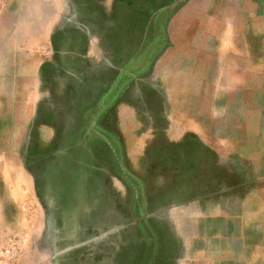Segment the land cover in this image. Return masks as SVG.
<instances>
[{
	"label": "rangeland",
	"instance_id": "rangeland-1",
	"mask_svg": "<svg viewBox=\"0 0 264 264\" xmlns=\"http://www.w3.org/2000/svg\"><path fill=\"white\" fill-rule=\"evenodd\" d=\"M163 1L73 0L72 16L66 21L70 27H55V43L44 38L36 45L24 44L25 63L36 57L41 63L45 61L41 67L47 68L51 58L50 64L71 71L70 75L55 77L56 106L39 109L41 122L54 112L55 136L48 139L44 128L39 131L38 142L35 134L28 141L26 132L24 142L40 148L42 163L44 151L55 146L59 152L64 146V131H73L76 155L72 157H77L78 163L83 160V171L65 169L60 176L61 166L57 164L56 180L67 196L73 194L67 175L82 185L74 196H80L89 220L84 263L264 264V139L256 138L254 131L264 116L248 113L251 123L246 124L247 130L236 131L238 109H225L222 116L219 109L215 114L205 106L208 97L201 93L202 82L187 77L191 61L177 60L174 47L169 51L166 44L164 53L158 54L161 29L145 27L148 16L140 8L156 7ZM256 5L264 8V0H257ZM58 20L57 24L63 23V18ZM150 56H154L153 61L145 68ZM40 78L41 88L47 86L46 71ZM30 82L31 77L25 76L24 83ZM100 85L105 86L95 92L100 102L114 104L119 96L131 100V123H126L131 140L124 139L121 149L113 132L119 125L114 115L101 117L100 126L96 125L100 134L94 138L101 142L103 129L102 153L96 148L98 141L75 135L76 120L84 112L77 105H87V111L95 109L84 96L85 87ZM64 87L71 91V98L63 97ZM40 99L47 100L46 93L43 96L41 92ZM160 100L167 103L166 120L157 107ZM32 114L31 108L24 109V116ZM123 118L127 121V114ZM255 119L258 123H252ZM164 131L168 134L166 147L176 150L164 159L145 156V145L159 147L163 141L155 138ZM195 133L204 147L215 142L219 168L232 179V196L215 193L206 202H189L195 196L191 184H199L193 183L191 172L176 170L182 162L174 153L183 147L185 136ZM208 133L216 141L209 139ZM230 133L235 136L232 141L217 139ZM30 158L23 156L25 166L29 167ZM207 190L197 189L199 193ZM56 216L58 219V211ZM97 216L103 220L92 230V220ZM59 241L65 244L62 238Z\"/></svg>",
	"mask_w": 264,
	"mask_h": 264
},
{
	"label": "crops",
	"instance_id": "crops-1",
	"mask_svg": "<svg viewBox=\"0 0 264 264\" xmlns=\"http://www.w3.org/2000/svg\"><path fill=\"white\" fill-rule=\"evenodd\" d=\"M256 4L257 0H239L235 4L230 0H207L203 4L200 0H164L156 7L140 8L148 16L145 27L161 29V51L155 53L163 54L166 44L169 51L174 47L177 60L191 61L187 77L195 83L202 82L201 93L208 97L205 106L215 114L219 109L218 114L222 116L225 109H238L237 114L235 112L236 131L247 130L246 124L251 123L248 113L255 117L264 116V8ZM72 11L73 0H0V264H88L82 259L88 248V214L81 208L80 196H74L82 185L77 178L67 175L73 189V194L67 196L56 180L57 164L61 166L60 176H64L65 169L67 172L83 171V160L78 163L75 162L77 157H72L76 155L72 147L73 131H64V146L59 152L55 146L44 151L46 159L42 163L40 148L24 142L25 132L28 141L35 134L38 142L39 131L44 128H47L48 139L55 136L54 112H49L48 119L41 122L39 109L41 106L49 109L56 106L55 77L71 74L62 65L57 68L55 60L50 64L51 58L47 60V68L41 67L45 61L41 63L36 57L25 63L24 44L36 45L44 38L55 43V27H70L66 21L71 18ZM11 14L13 16H9ZM59 18H63L62 24H57ZM153 57L145 62V68ZM45 71L48 84L41 88L40 77ZM25 76L31 77L30 83H24ZM103 87H85L84 96L93 102L91 107L95 109L87 111V105H77L83 107L84 112L76 120L75 135L79 139L89 136L90 140L98 141L94 138L100 134L96 125L100 126L101 117L114 115L119 125L113 132H116L123 149V140H131V130L126 127V123H131V100L119 96L114 104L100 102L95 92ZM68 91L63 88L65 99L71 98V91ZM41 92L43 96L46 93L47 100L41 101ZM157 107L162 109L166 120L165 100H160ZM25 108L33 110L32 116H24ZM126 114L127 121L123 118ZM259 122L260 126L254 129L255 136L264 139V119ZM252 123H258L257 119ZM101 132L104 140L103 129ZM167 135L166 131L158 133L154 138L163 143L159 147L146 144L144 155L164 159L173 153L176 149L166 147ZM233 136L230 133L217 139L227 142L232 141ZM208 138L216 141L209 133ZM103 140L96 144L101 153L105 149ZM183 141V147L174 153L182 162L176 170L191 172L193 183L199 184H191L195 196L189 202H206L210 194L214 196L215 193L221 194L220 197L232 196V179L219 168L215 142L204 147L197 133L185 136ZM57 155L59 158L55 157ZM23 156L31 157L29 167L25 166ZM198 188L208 190L199 193ZM72 208L75 210L70 211ZM102 220L103 217L93 218L91 229H98V221ZM60 238L63 242L65 240L64 245ZM5 249L9 252L5 253Z\"/></svg>",
	"mask_w": 264,
	"mask_h": 264
},
{
	"label": "built area",
	"instance_id": "built-area-1",
	"mask_svg": "<svg viewBox=\"0 0 264 264\" xmlns=\"http://www.w3.org/2000/svg\"><path fill=\"white\" fill-rule=\"evenodd\" d=\"M5 253H8L9 251L7 249L4 250Z\"/></svg>",
	"mask_w": 264,
	"mask_h": 264
}]
</instances>
